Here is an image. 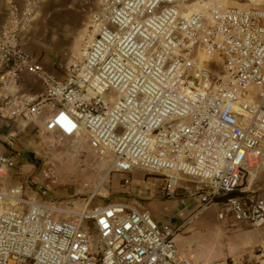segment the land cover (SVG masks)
Listing matches in <instances>:
<instances>
[{
  "label": "built area",
  "instance_id": "built-area-1",
  "mask_svg": "<svg viewBox=\"0 0 264 264\" xmlns=\"http://www.w3.org/2000/svg\"><path fill=\"white\" fill-rule=\"evenodd\" d=\"M43 1L0 0V117L9 129L40 121L62 139L82 135L111 163L74 211L25 199L20 180L7 186L23 163L0 152V264H195L178 253L181 227L133 197L112 200L110 177L132 188L138 171L164 177L168 198L189 180L194 216L215 206L224 222L264 226V196L244 188L264 156V7L97 0L78 57L53 72L26 45ZM40 172L46 197L58 175Z\"/></svg>",
  "mask_w": 264,
  "mask_h": 264
},
{
  "label": "rangeland",
  "instance_id": "rangeland-1",
  "mask_svg": "<svg viewBox=\"0 0 264 264\" xmlns=\"http://www.w3.org/2000/svg\"><path fill=\"white\" fill-rule=\"evenodd\" d=\"M210 1L224 2V0H206V2ZM200 2V0H190L187 7L193 8ZM225 2L228 5L239 2L240 5H235L243 7H264V0H225ZM96 5L97 0H44L38 18L26 39L28 50L40 57L51 71H56L60 67L70 64L79 55L90 15L95 10ZM212 63V67L218 70L217 60L214 59ZM11 133H15V137L12 138L13 145L10 146L12 153L19 158L28 153L35 162L32 164L25 161L26 167L22 169L23 176L19 175L18 170H13L7 178V186L12 185L13 179L26 183L23 195L25 199L47 201L63 209L80 210L89 191L84 184L100 182L105 178L111 163L107 158L97 156L90 149L86 137L80 135L72 139H62L48 134L40 121L25 123L14 128ZM7 137L9 138V135ZM43 168H52L58 175V183L48 190L46 197L40 194L38 196L35 189L36 185L45 181L40 172ZM28 175L30 176L28 177ZM158 177L160 176L143 171L142 175L133 176V183L136 182V179L145 181L154 180ZM45 183L47 182L45 181ZM109 185L113 191L111 197L113 201H129L132 200L131 197L135 198L133 200H138L135 195L132 196L127 193L132 188H126L123 185L121 176L112 175ZM122 196L128 197L122 199ZM138 202L140 206L153 215L151 212L153 208L147 202ZM147 206H150V209ZM204 213H207L205 214L207 219H214L217 208L211 206L209 211ZM61 217L58 216L57 218ZM62 218L74 219L69 215ZM174 220L171 218V221ZM84 227H89V223H85ZM209 238L212 240L211 247L215 248L214 252H218L224 239V234L221 235V233L193 229L189 234L183 235L180 231L174 237V241L175 244H178L180 239L186 251L195 248L198 252H207L212 249L208 247L210 245ZM92 248H97L95 240H92ZM189 259L195 264H201L194 258L190 257Z\"/></svg>",
  "mask_w": 264,
  "mask_h": 264
},
{
  "label": "crops",
  "instance_id": "crops-1",
  "mask_svg": "<svg viewBox=\"0 0 264 264\" xmlns=\"http://www.w3.org/2000/svg\"><path fill=\"white\" fill-rule=\"evenodd\" d=\"M31 83L40 89V83L34 78H29L25 87L31 89ZM7 123L6 119L0 117V152H12L10 146L13 145L11 137L13 129H9ZM8 135L9 138L7 137ZM20 157L19 160L23 163L22 169H24L26 167L25 161L27 160L23 155ZM142 174L143 171H138L134 176L137 177ZM23 175L24 172L22 170ZM15 181L13 179L12 184ZM164 186L165 178L161 176L154 178V180L149 179L144 181L136 179L131 191L133 195H136L137 201L147 202L153 208L151 211L153 212V217L161 225H170L174 228L181 227L183 235L189 234L193 229H203L204 231L224 234L222 246L218 252H214L215 248L211 247L212 240L210 238L208 241L210 245L208 247L212 249L207 252H198L195 248L186 251L179 239V243L176 246L180 256L194 258L201 264H264V226L252 227L250 225H234L232 222H224L218 217V209L214 219H207L208 217L205 215L207 213L204 212L209 211L211 206L199 215L194 216L200 202L198 198L188 196L187 188L193 186V184L183 178V181L177 188L175 198L166 197ZM244 188L247 191H255L257 194L264 196V156L256 167L248 170L244 179ZM126 197L122 196V198ZM171 218L175 220L171 221Z\"/></svg>",
  "mask_w": 264,
  "mask_h": 264
},
{
  "label": "trees",
  "instance_id": "trees-1",
  "mask_svg": "<svg viewBox=\"0 0 264 264\" xmlns=\"http://www.w3.org/2000/svg\"><path fill=\"white\" fill-rule=\"evenodd\" d=\"M23 157H24L27 161H29L30 163L35 164V162H34V160H33V157H32L30 154L26 153V154L23 155Z\"/></svg>",
  "mask_w": 264,
  "mask_h": 264
},
{
  "label": "bare ground",
  "instance_id": "bare-ground-1",
  "mask_svg": "<svg viewBox=\"0 0 264 264\" xmlns=\"http://www.w3.org/2000/svg\"><path fill=\"white\" fill-rule=\"evenodd\" d=\"M239 1V0H238ZM252 1H256V0H252ZM224 3H226L227 5H228V3L227 2H225V0H224ZM235 4H239V2H236V3H234V4H231V5H234V6H238V7H243V6H239V5H235ZM230 5V4H229ZM203 60H204V57H203Z\"/></svg>",
  "mask_w": 264,
  "mask_h": 264
}]
</instances>
